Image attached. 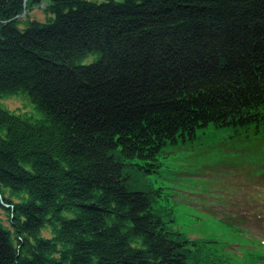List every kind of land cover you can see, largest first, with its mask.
Instances as JSON below:
<instances>
[{
	"label": "trees",
	"instance_id": "obj_1",
	"mask_svg": "<svg viewBox=\"0 0 264 264\" xmlns=\"http://www.w3.org/2000/svg\"><path fill=\"white\" fill-rule=\"evenodd\" d=\"M19 93L34 112L0 105V264H227L158 177L209 133L263 160L264 0H0V98Z\"/></svg>",
	"mask_w": 264,
	"mask_h": 264
},
{
	"label": "rangeland",
	"instance_id": "obj_2",
	"mask_svg": "<svg viewBox=\"0 0 264 264\" xmlns=\"http://www.w3.org/2000/svg\"><path fill=\"white\" fill-rule=\"evenodd\" d=\"M31 15L46 20L40 9ZM97 57L91 55L84 62H93ZM0 105L34 112L25 93L0 98ZM222 137L223 133H209L192 145L168 147L158 179L173 187L164 192L171 193L170 198L177 201V227L184 229L188 237L214 238L218 246L228 242L221 248L229 257L227 264H264V173L260 174L264 158L261 159L259 149L262 143L252 142L246 154L228 153L221 157L216 152V142ZM254 147L256 150L251 151ZM173 170L179 172L174 174V182ZM2 216L8 225L6 212L2 211ZM226 217L239 223V227L227 219L221 220Z\"/></svg>",
	"mask_w": 264,
	"mask_h": 264
}]
</instances>
